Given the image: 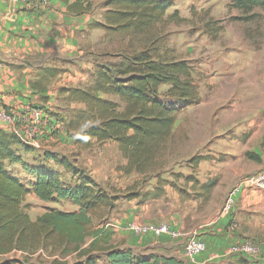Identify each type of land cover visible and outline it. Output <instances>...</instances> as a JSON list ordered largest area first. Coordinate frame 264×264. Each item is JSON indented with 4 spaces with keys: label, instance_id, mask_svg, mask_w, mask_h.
Segmentation results:
<instances>
[{
    "label": "trees",
    "instance_id": "16d2710c",
    "mask_svg": "<svg viewBox=\"0 0 264 264\" xmlns=\"http://www.w3.org/2000/svg\"><path fill=\"white\" fill-rule=\"evenodd\" d=\"M62 1L66 11L76 16L90 12L93 7V0ZM171 6V0H105L102 21L93 22L90 27L104 31L110 38L108 47L99 58L93 59L94 67L85 86L57 89L68 102L83 105L60 121L74 143L88 148L96 142H115L127 161V172L148 174L162 168L177 114L199 101L192 63L161 50L158 44L157 26L178 16L176 11L166 16ZM257 7H264V0H231L228 9L237 10L240 15L230 19H251ZM100 57L104 60L100 61ZM60 72L56 65L37 68L29 81L30 89L38 93L46 91ZM162 85H168L165 97L177 106L159 99ZM14 144L15 135L0 128V256L14 251L22 253L21 257L6 258L0 264H40L30 259L38 250L52 258L49 264H97L101 255L105 264H184L175 257L153 254L143 257L130 248L113 244L114 230L104 217L114 209L115 196L87 173L77 170L64 156L45 157L69 171L75 177L73 182L62 180L60 173L51 167L28 166ZM246 156L260 161L250 152ZM201 159H191L195 161L194 167ZM11 165H18L33 176L29 188L41 201H66L76 209L49 208L31 220L21 206L28 188L18 175L8 170ZM185 180L198 184L193 176H185ZM215 184V180L206 181L200 184V189L209 197ZM164 194V186L157 181L154 188L139 194L140 202ZM127 197L131 199L136 194ZM97 214L100 220L92 227V218ZM71 254L75 260L68 263L66 257Z\"/></svg>",
    "mask_w": 264,
    "mask_h": 264
},
{
    "label": "crops",
    "instance_id": "0c3cea01",
    "mask_svg": "<svg viewBox=\"0 0 264 264\" xmlns=\"http://www.w3.org/2000/svg\"><path fill=\"white\" fill-rule=\"evenodd\" d=\"M169 9L166 16L173 13H169ZM100 21L102 14H98L94 7L90 12L76 16L66 11L62 0H36L33 3L0 0V108L15 114V124L11 129L0 128L18 136L28 126L37 125L36 140H39V134L50 133L56 123L48 111L54 95L52 89L54 92L56 89L55 83L46 91L38 93L30 89L29 81L37 68L55 66L56 61H48L54 56L58 57V53L73 54L82 42L83 33L79 32L85 30L93 35L101 34V29L90 27L93 22ZM231 50L224 57L212 56V72L207 78L208 84L215 87L212 95L208 99L202 98L197 105L187 107L180 115L188 119L194 113L189 118L190 122L200 127L201 131L199 141L193 140V145L202 159L197 168L184 173L193 174L198 180H215L210 194L215 191L227 193L246 174L264 169V57H243L242 52H238L240 48ZM183 59L191 60L193 56ZM203 88V82H200V97L204 95ZM219 111L220 114L215 117ZM33 112L37 113L36 120ZM213 116L214 122L210 123ZM220 119L222 121L217 126ZM227 128H233L234 131L228 133V140H224L221 133ZM245 130L250 131V135L242 140ZM187 135L189 138L194 137ZM247 152L258 156L260 161L246 157ZM185 158L183 155L181 160ZM166 191L161 197H171L166 211L159 209L154 213L149 212L147 206L133 201L122 204L117 218L110 223L114 230L111 242L121 248H130L134 254L143 257L153 254L175 257L184 264H217L225 257L232 260L235 256L230 253L232 243L243 240L241 235L248 226L255 231L259 228L258 224L262 225L264 221V190L243 188L234 195L231 211L222 209L217 217L205 222V225H198L202 214V204L197 203L199 197L190 200L186 196L182 199L180 192L173 188L169 187ZM149 200L159 201L158 198L146 201ZM161 221L169 223L178 236L146 234L134 236L130 241L116 240V233H124L122 227L127 222ZM230 221H237V226L227 227ZM240 225L242 233H239ZM194 234L200 235L206 248L192 261L185 258L183 245L187 237Z\"/></svg>",
    "mask_w": 264,
    "mask_h": 264
},
{
    "label": "rangeland",
    "instance_id": "374dc122",
    "mask_svg": "<svg viewBox=\"0 0 264 264\" xmlns=\"http://www.w3.org/2000/svg\"><path fill=\"white\" fill-rule=\"evenodd\" d=\"M104 1L105 0H93V7L97 10L98 14L103 15L104 8L102 4ZM171 2L173 6L168 12L171 13L176 11L178 15L177 18L173 20L168 19L165 23L159 24L155 31L160 37L158 44L161 50L166 49L169 54H173L178 59L193 56V59L188 61L192 63L195 69L194 78L198 83L199 101L187 107L197 105L202 98L208 99V97L212 95L215 87L208 84L209 81L207 78L208 74L212 72L213 55L216 57H224L232 51L231 48H240L238 52H242L241 54L243 57L255 55L264 57V7L255 8L253 10L254 16L251 19L239 21L230 19L231 16L240 15L239 12L228 9L231 0H171ZM179 18L182 19V21H179ZM220 26L221 29L218 31ZM79 33H83L81 38L82 42L79 43L78 49L75 50L73 54L69 56L58 53V57L55 58L54 56L48 61V63L56 61L54 63L61 69L59 76L52 82L55 83L56 89L55 92L54 88L52 89L54 95L49 105L50 110H48L56 122L55 125L48 135L43 133L39 134V140H36V134H32L30 140L23 138L26 135L25 133L23 136H15L14 149L16 152L20 154L24 163L28 166L51 167L60 173L62 180L67 182H73L75 177L63 167L55 164L52 159L47 160L45 157L46 154H55L59 157L64 156L77 170L87 173L102 186V188L116 198L114 201V209L109 210L106 217H104L109 223H112L114 219L117 218L121 211L120 208L122 204H128L129 201L147 206L149 212L154 213L159 209L161 211H166L167 203L171 201L170 195H167L165 199L161 198L162 196L158 197V203L152 200L144 203L140 202L141 198L139 194L154 188L157 181L161 182V185L164 186V189L167 191L169 187H171L174 191L180 192L179 194L182 199L186 196L189 197L190 200H193L195 197L201 198L197 200V203L202 204L200 222L197 223L198 225H205V222L208 223L212 221L221 213L222 209L224 210L229 192L238 183V180L229 192L215 191L214 194L209 195L208 200L206 198L208 194L200 189V184L211 181L212 179L198 180L193 174L188 173L185 175L184 172L197 168L196 166L194 167L195 161H191L192 158L199 157L198 153L195 152L196 147L193 145V140L198 142L201 132L200 127L198 128L191 123L192 121L190 122L194 113L190 114L188 119L186 115L184 118L180 116L187 110V107H184L177 114V120L173 127L174 130L171 138L167 142V149L162 159V168L148 174L125 171L127 161L123 158L115 142H96L90 147L84 148L76 145L74 143V138L65 131L64 125L60 123L62 118L69 116L75 109L83 108V105L68 102L64 96L57 93V89L61 86H85L90 79V74L94 67L93 59L99 58V55L106 50L108 47V40L110 39L106 36L104 31L101 34L96 33L94 35L85 30ZM34 59L36 61H41L38 60V58ZM103 60L104 59L100 57V61ZM200 82H203L204 85L203 97H200ZM167 88L168 85L160 86L159 99H162L169 105L177 106L173 101L165 97ZM218 114H220V111L214 116L216 117ZM214 116L210 118V123L214 122ZM221 121V119L219 122L217 121V126L220 125ZM232 129L233 128H227V130L222 131L221 138L224 140L227 139L228 133L234 131ZM249 132L250 131L245 130V133H242L243 136H241L244 137L242 140L248 138L250 135ZM187 134L194 135V137L192 138L191 136V138H189ZM43 135H45V137H42ZM209 138H211V136H209ZM183 155H185L186 158L181 160ZM8 170L18 175L28 188V192L25 194L21 206L22 210L28 214L31 220H34L38 215L49 208L64 211L76 209V206L66 201H41L30 191L29 187L33 180V176L30 175V173L25 172L18 165L8 166ZM175 174H179L180 176L177 177ZM185 176H193L198 184L194 185L195 183H193V181H186ZM245 176H247V174ZM193 188H195L194 191H192ZM132 193L136 194V197L131 199L127 197L128 194ZM231 209L232 207L228 210L231 211ZM114 214L116 215L114 216ZM99 220L98 214L93 216L91 226L97 225ZM161 222L167 223L166 221ZM259 224V228L255 231H252L254 229L248 226L245 233L241 235L243 240L237 242H249L256 245L258 247L257 255L247 256L238 254L235 255L232 260L227 257L222 258L223 260L218 261L217 264H264V221L262 225ZM235 225L237 226V221L234 223L230 221L227 227ZM241 228L240 225L239 233L243 232ZM116 235H118L116 236L117 241H130V239H134L133 235L126 232H117ZM233 244L234 243H232V245ZM21 256L22 253L14 251L0 256V261L6 258ZM30 259L31 261H39L40 264H49L52 260L46 252L40 250L31 254ZM74 260V254L66 257V262L68 263ZM105 262L106 259L104 256L101 255L98 257L97 264H105Z\"/></svg>",
    "mask_w": 264,
    "mask_h": 264
},
{
    "label": "built area",
    "instance_id": "2783aa9c",
    "mask_svg": "<svg viewBox=\"0 0 264 264\" xmlns=\"http://www.w3.org/2000/svg\"><path fill=\"white\" fill-rule=\"evenodd\" d=\"M15 3H28L34 2L36 0H9ZM33 117L37 115L36 112H33ZM36 120V119H35ZM15 124V114L13 112L6 111L0 108V126L11 129ZM38 132L37 125H30L25 129L21 136L26 134L23 138L30 140L32 134ZM243 188L251 190H264V169L260 170L256 174H250L240 178L237 185L232 188L229 192L228 198L225 202L224 209L228 210L232 207L234 203V195L238 193ZM123 231L131 234L133 236H143L146 234H152L154 236L169 235L171 237L178 236V233L170 227L169 224L165 222L160 223H138V222H128L122 227ZM205 250V243L200 237L196 234L190 235L184 242L183 245V254L187 260H194L195 257ZM230 253L233 255H247L253 256L257 255L258 247L249 242H239L235 243L230 248Z\"/></svg>",
    "mask_w": 264,
    "mask_h": 264
}]
</instances>
